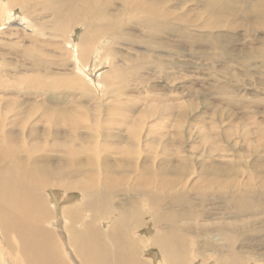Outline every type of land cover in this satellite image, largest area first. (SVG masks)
<instances>
[{
  "label": "rangeland",
  "instance_id": "374dc122",
  "mask_svg": "<svg viewBox=\"0 0 264 264\" xmlns=\"http://www.w3.org/2000/svg\"><path fill=\"white\" fill-rule=\"evenodd\" d=\"M239 1L241 8L221 13L222 16L217 14L218 19L223 18L219 22L207 10L205 0L192 3L166 0L164 6L157 7L156 10L165 16L151 21L167 27L168 31L173 26L181 27L191 33L187 37L199 36L200 40L193 43L191 38L179 39L176 36L154 41L144 30L153 28L154 24L137 16L139 12L124 8L123 0H100L107 18H110L93 17L91 23L99 27L116 21L117 25L114 32L98 39L99 47H95L96 43L91 48L93 51L90 49L93 55L88 58L82 55L80 60L74 58L75 63L68 48L79 49V39L85 29L77 25L56 31L52 20L58 16L52 13L50 7L63 2L66 7L60 14L68 9L79 12L92 6V0H20V4L12 8L0 1V15L16 13L11 25L0 28V138L7 137L13 144L18 165L20 160L22 165L33 170L63 177L73 173L60 179L64 188L72 182L82 183L88 176L95 179L97 173V181L89 190L98 196L101 185L97 182L104 180L103 175L127 174L124 180L115 182L117 196L113 202L121 204L127 198L138 195L142 204L151 207L158 216L162 214L157 197H168L183 190L188 191L192 199L202 191L212 192V195L232 193L235 199L247 195L254 206L244 218L234 208L218 210L215 215L219 217L218 221L232 224L228 236L233 246L228 249L227 242L214 241L215 234H212L209 246L204 247L198 237L195 239L198 248L207 250L204 249L201 254L193 252L195 257L192 254L188 260L189 264H216L221 257L228 263L233 262V252L247 251L251 257L245 258L246 264H264V168L252 164L259 156L264 159V21L257 15L245 17V7H264V0ZM224 2L219 0L220 5ZM262 12L264 15V10ZM16 17L21 18L20 23ZM184 19L193 21L194 27H190ZM40 27L43 30L35 32ZM6 29H13L14 33H8ZM181 40L192 43L190 46H177ZM147 42L151 43L150 48ZM143 55L147 56L145 65ZM137 64L143 65L144 69L132 71ZM77 67H82L79 77ZM71 71L75 72L74 75ZM119 71L124 72L122 82H112L111 85L102 81L104 76L112 78L111 72L116 78ZM88 80L92 83L89 84ZM94 84H97L96 88ZM111 100H117L119 106L124 102L134 106L132 116H129L131 121L126 119L127 114L105 108V105L109 107L112 104ZM147 107L166 111L154 115ZM74 110L78 113H72ZM170 110L172 113L169 114ZM176 110H181V118ZM206 128L209 132L219 133L217 142L215 134L208 135L213 147L218 149L213 154H208V144L203 139L201 130ZM161 133L166 135L157 139ZM244 136L247 137L246 142ZM261 138L262 142L256 143ZM251 144L262 147V152H255V147L251 150ZM71 149L82 151L83 158L69 159L65 152L71 153ZM29 150L31 154L27 153ZM226 165H230V176L221 174L222 167ZM262 165L264 167V163ZM211 166L216 169L209 171ZM135 176L139 178L138 184L132 179ZM170 179L175 180V184L165 181ZM49 187L47 196L58 191L62 198L66 194L71 198L76 196L78 205L83 200L80 191L64 193L58 187ZM128 190L133 192L127 194ZM142 191L151 194L150 200L142 196ZM113 209L111 219L118 216L117 209ZM88 211L93 213L92 209ZM211 218L210 213L205 211L199 218V224L193 227L212 224L214 221ZM53 219L48 218L45 222L64 247L69 223L62 215L60 220L56 216ZM28 220V224H37L34 219ZM151 224L152 221L141 227L142 232L139 228V231L135 229L134 235L147 234L151 229L153 232ZM45 226L42 224V227ZM129 231L130 227L127 235ZM237 233L240 236L235 241ZM89 239L92 240L86 238ZM246 241L248 244H245ZM108 244L111 245L109 239ZM220 246L226 248L221 250ZM109 249L114 251V248ZM10 251L0 243V264H22L20 257ZM67 251L63 252L67 264H84L78 257L75 258L73 252L67 256ZM144 255L138 257L143 263L164 264L161 263L162 257H148L151 260L159 258L151 261Z\"/></svg>",
  "mask_w": 264,
  "mask_h": 264
},
{
  "label": "bare ground",
  "instance_id": "6f19581e",
  "mask_svg": "<svg viewBox=\"0 0 264 264\" xmlns=\"http://www.w3.org/2000/svg\"><path fill=\"white\" fill-rule=\"evenodd\" d=\"M0 1L5 2L4 5L8 4L9 8H12L13 6L20 4L19 3L20 0H0ZM165 1L166 0H143L141 2L131 3L128 0H123L124 8L132 9L134 11L136 10L137 12L140 13V14H136L137 16H141L145 19H148L147 20L148 23L154 24L153 28L144 29L146 33L154 41H156V39L161 40L163 37L166 36H176L179 39L191 38L193 43L199 41L200 37L197 35H193L192 37H187L190 36L191 33L185 32L184 30H182L181 27L173 26L168 31L167 27H162L158 22L151 21V20H161L164 18L165 15H161L159 11H157L156 9L157 7L164 6ZM187 1L189 3H192L195 0H187ZM224 1H225L224 4L220 5L219 0H205L207 10L214 15L216 21L220 20V17L219 19L217 18L218 13H219L218 15H220L221 13L233 12L234 8L242 7L239 6L242 5L239 0H238L239 2H236V0H224ZM91 5L92 6L86 7L85 9L79 12H76V10L74 9H68L66 10L65 13L62 14H60V12L65 9L66 7L65 3L62 2L60 4L50 7L52 13L58 16L56 19L54 18L52 20L53 22L52 27L55 28L56 31L58 30L59 32L60 29L67 30L70 29L71 27L74 28L77 25L80 27L82 26L85 29L84 33L81 34V37L79 39L81 44L80 46H78L79 49L76 48L75 51V48L73 47L68 48L72 55L71 57H73V62H74V58H79V60L82 59V55L84 58H88L89 56L93 55L91 54L93 53L92 52L93 50L91 48L94 47L96 43L98 44H96L97 46L95 45V47H99L98 39L103 37L104 34L109 35V32H114L113 29L117 25L115 23L116 21L115 22L111 21V23H108V25L104 24V25H100L99 27H95V24L91 23V19L93 17H98L99 19H101V17H106V19H109L110 17L107 18L105 10L103 8L104 4L100 3V0H92ZM262 10H264V7L262 5H257V6L248 5V7H245V11H246L245 17L248 18L257 15L264 21V15ZM15 14L12 12L6 14L2 13L0 15V28H2L3 25H11L12 24L11 19H13ZM190 14L193 17L191 12ZM16 19L19 20L20 23L21 18L19 19V17H16ZM26 19H30V18L27 16ZM184 20L188 22L190 27H194L195 23L193 21L189 22L186 19ZM91 25H93V27ZM29 26L31 27V24H29ZM37 26H40V24L37 23ZM41 29L43 30L42 27L37 28L35 32L40 31ZM7 31L8 33H14L13 29ZM55 37L56 36H54V38ZM192 41L186 42L181 40L177 43L178 44L177 46H190ZM147 46L148 48H150L151 43L147 42ZM212 48H216V45H212ZM90 49L92 50L91 52ZM102 52L103 51L101 50V55L104 54ZM146 60H147V56L143 55V64L144 61ZM101 62L102 61H100V63ZM90 64L92 63L90 62ZM103 64L105 65V63ZM82 67L80 68L82 69ZM136 67L137 68H133L132 71H136V70L141 71L144 69L143 65L137 64ZM80 68L77 67L78 77H79L78 72ZM73 70H76V68ZM72 73L74 75L75 72ZM90 73L94 74L95 72L94 73L90 72ZM107 73L108 72H106V74ZM123 74L124 72L119 71L117 73L116 78H114L115 76L111 72L112 78L110 76H104L102 78V81L105 84H111L112 82H118V81L122 82ZM96 75H98V73ZM64 82L65 81L63 80L62 84ZM88 82L89 84L92 83L89 80ZM99 87L100 86H98V88ZM95 101L97 102V100ZM110 102H112V104H110L109 107H106L108 105H105V108H108L111 111L115 110V112L122 115L127 114L125 116L126 119L128 120V122L131 121V118L129 116H132L131 114L134 111V106H128L127 102H126L127 104L124 102L119 106L117 100H111ZM147 109L154 112V115H157L158 113H165L166 111L165 109L162 110L150 109L148 107ZM100 110H102V108ZM74 112L76 114L78 113V111L76 110H74L72 113ZM177 112L179 113V116L181 118V110ZM170 113H172L171 110L169 114ZM177 120H179V118H177ZM0 125L2 126L1 123ZM244 127H246L245 124ZM212 129H214V127H212ZM201 131L205 143L208 144L207 147L208 154H213L217 152L218 149L213 147V141L208 135L215 134L214 140L215 142H217V137H218L217 135L219 133L217 131L213 132L212 130L211 132H209V129L207 130V128L205 131L204 130ZM263 134H261L260 132V136H262ZM164 135L166 134L161 133V136L157 137V139L162 138ZM179 135L180 133L178 134V136ZM246 138L247 137L244 136L245 142H246ZM262 138L260 140H257L256 143H261ZM138 139H139V135H137V141ZM152 142H154L153 137H152ZM11 145L13 144H11L7 140V137L0 138V229H1L0 243L6 250L8 249L11 250L12 252H15V254H17L18 257H20V261L22 264H67L63 256V252L65 251V249L68 250L67 251L68 254L66 253L67 256H70L71 255L70 253L73 252L75 258L78 257L80 262L84 264H147V263H143V261L141 262L138 258V257L140 258L143 257V253H145L146 256L145 255L144 256L147 258L162 257L161 263L164 264H189L188 258L191 257L192 254L193 256L195 255L194 253L201 254L205 249L204 248L203 250H201L200 248H198L195 240L198 237L201 238V242L204 244V247L209 246V236L212 234H215V236H213L212 238L214 241L224 240L225 242L228 243L227 245L228 249H230V247L233 246L228 236V231H229L228 229L230 226H232V224L227 222L224 224L223 222L218 221L219 217L217 218L215 216L217 215L218 210L220 211L223 209L234 208L238 210L241 216L244 218L245 213L250 211L254 206L252 201L247 197V195H243L239 199H235L232 193H228L226 195L225 194L212 195V192L202 191L196 193L197 195L195 196L194 199H192L189 197L191 194L189 195L187 194L189 193L188 191L186 192L183 190L177 192L175 195L172 194L168 195V197L156 196L158 200L159 210L161 211L162 214V216L161 215L158 216L151 209V207L142 204V202L140 201V196L138 195L133 196L132 198H127L121 204L120 202L118 203L113 202V198L117 196L115 191V188L117 187L116 185L117 183L115 184V182L117 180H124L127 174L107 173L105 176L103 175L104 180L97 182L100 183L101 185V187L99 188L98 196L94 192L90 193L89 190V188L93 186L94 181H97L96 179L98 176L97 173L95 179L91 176H88L84 182L82 183L72 182L65 185L64 188V184L61 182L60 179L70 177L73 175V173H70L63 177L55 174H44L39 171L33 170L31 167L28 168L27 166L22 165L20 160L18 165L17 163L18 160L16 159L17 157L15 156L16 149L13 148V146ZM254 147L256 148L255 152H259V153L262 152L260 151L262 147L259 148V146H256L254 144L251 146L250 149L253 150ZM96 152L98 151L96 150ZM27 153L31 154V151L29 150L27 151ZM65 153L67 154L69 159L83 158L81 157V155L82 156L84 155L82 151L72 150V149H71V153L69 152H65ZM116 158L118 157L116 156ZM254 163L260 169L261 167L264 168L262 165L264 163V159H262L261 156H259L256 160H254L252 164ZM222 168L225 169V171L221 169V174L222 175L224 174L225 176H230L232 172L230 169V165H226L225 167L223 166ZM211 169H216V168H213L211 166L209 168V171ZM173 171H176V169H173ZM215 173L218 174L219 172L215 171ZM216 174H212V175L216 177L221 176ZM132 179L134 181L136 180L135 181L136 184L139 183V178L137 176H135V179L134 178ZM165 181L169 184L176 182L175 180L173 181V179L165 180ZM229 183L231 182L229 181ZM49 186L58 187L59 189L64 190V193L72 192L70 190H75L78 192L80 191L83 200L81 204L78 205L76 196L75 197L73 196L71 198L68 194H66V196L62 198V196L58 191L51 192L50 195L47 196L48 194H46V190L47 187ZM48 191H52V190H48ZM130 192L133 191L128 190L127 194H130ZM142 196H147L150 200L151 194L142 191ZM96 201H98L99 204L96 203ZM113 208L117 209L115 211L118 212V216L115 215L116 216L115 219H111V215L114 214ZM89 209H92L93 213L90 214L88 211ZM205 211L207 213H210V215L212 216L211 220H213L214 222H212V224H206L201 227H193L194 225L199 224V218L203 216ZM61 215L63 216V218L66 219V222L69 223L68 227L65 226L67 227L66 230L67 237L65 244H63L64 247H61V245L59 244L58 240L55 237L54 231L45 222L46 219L48 218L50 219L51 217L54 218L53 219L54 221L55 216L58 217L60 220ZM143 217H145L146 220H142ZM30 218L34 219L37 224H28L29 222L28 219ZM92 219L94 220V223ZM106 221L110 222V224H107ZM151 221L153 222V224L151 225L154 226L153 232L151 229V232L147 234L140 233L139 235H134L135 229L136 230L138 228L140 229L141 227H143L144 225H146ZM244 221L245 220H242V222ZM160 223L161 225H159ZM42 224H46V226L42 227ZM105 224H107V227ZM129 227H130V231H129V235H127ZM242 228L244 229L245 227ZM78 229L81 231V233L78 231ZM142 229L144 230V228ZM237 235L238 236L234 235L235 241H237L240 236L239 233H237ZM86 238H91L92 240L90 239L86 240ZM108 239L111 242V245L108 244ZM245 244H248V241H246ZM107 247L114 248V251L110 250ZM224 248L226 247L220 246L221 250H223ZM70 249L71 251H69ZM249 253L250 252L247 251L245 252L243 251L240 253L233 252L231 254V257H233V262L230 261L228 263H225V261L221 257H219L216 264H246L245 258L251 257ZM10 255L8 256L6 255V257L8 258ZM194 257L192 258L194 259ZM152 260L156 261L159 260V258ZM72 262H74V260Z\"/></svg>",
  "mask_w": 264,
  "mask_h": 264
}]
</instances>
